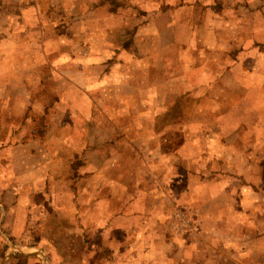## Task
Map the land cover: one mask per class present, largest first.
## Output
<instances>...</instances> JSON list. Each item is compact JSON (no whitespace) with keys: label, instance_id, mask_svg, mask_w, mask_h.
Here are the masks:
<instances>
[{"label":"rangeland","instance_id":"374dc122","mask_svg":"<svg viewBox=\"0 0 264 264\" xmlns=\"http://www.w3.org/2000/svg\"><path fill=\"white\" fill-rule=\"evenodd\" d=\"M2 79L34 96L12 126L58 139L60 162H12L0 264H264V0H0ZM118 213L120 231L98 219Z\"/></svg>","mask_w":264,"mask_h":264},{"label":"crops","instance_id":"0c3cea01","mask_svg":"<svg viewBox=\"0 0 264 264\" xmlns=\"http://www.w3.org/2000/svg\"><path fill=\"white\" fill-rule=\"evenodd\" d=\"M26 83V82H25ZM24 83V84H25ZM26 86V85H25ZM24 97L23 98H17L15 95L12 96L11 94V86L9 87L7 84H5V79L0 80V195H4V193H7V190L11 189L10 186V180H14L16 178H20V175H16L14 172V168L12 170V167L15 165H12V162L14 164L18 163L19 166L17 168H20L22 176L26 178L27 172L32 176L36 178H52V179H57L58 178V168L55 167L56 165L58 166V163L60 162L58 154L54 151V148L57 146L59 143L58 139H50L47 143H45L46 139L43 140V137L41 134L37 136L35 134V138L32 136L28 137V130L29 128L27 126H12V123H15L13 121H10V116L12 115L13 110L15 111V108L19 109L18 115H28V108L30 107L31 104H27L28 100H32L34 96H32V91L28 93H23ZM23 100V101H22ZM23 103H20V102ZM26 104L22 106L23 108L27 110H23L21 105ZM10 115V116H9ZM27 124V122H24V125ZM22 123L20 122V124ZM35 131V130H34ZM37 132V130H36ZM65 143L69 144V142L65 141ZM42 150L44 156L41 155V152L39 150ZM46 154V155H45ZM61 162H69L66 160V158H63ZM44 163V166H43ZM54 165V167H53ZM18 176V177H17ZM21 176V177H22ZM7 179V183L5 184L3 181ZM41 191V190H39ZM54 193L56 194V190H53ZM72 193L73 191L70 190ZM23 193V191H22ZM68 195V194H67ZM51 196V195H50ZM51 199V198H50ZM63 201L67 202L64 203L65 205H70V200H64ZM135 201L132 202V206L135 207L136 204H138V201L134 199ZM55 205V204H54ZM87 204H83V208H76V210H82L83 212L87 211L85 209V206ZM152 208V207H151ZM0 237L5 239L7 243H12L9 233L5 232V227L7 225V205H5L3 202H0ZM134 211H137L135 209ZM138 212V211H137ZM121 213H118L117 215H114L113 219L111 217H103L102 219L98 218L99 221L104 220L107 224L110 222V225L112 227H115L116 230H119L121 226H125V223H123L122 219H124L121 215ZM135 214V213H134ZM97 219V220H98ZM84 222V221H83ZM89 222V221H88ZM114 222V223H112ZM87 223V222H86ZM91 223V222H90ZM98 224V221H95V223H91L88 226L89 229L84 230V240L86 244L87 250L84 251L82 254V260H86L89 262H92L91 260L94 259V248L90 243H93V241L88 238L87 236L95 231L96 225ZM87 225V224H86ZM87 226V227H88ZM120 231V230H119ZM8 234V235H7ZM103 236L100 235L99 239H101L102 242H108L111 236H109V239L107 240L106 238L103 239ZM120 238V237H118ZM116 239H114V242L116 243ZM110 242L112 241L109 240ZM114 245V244H110ZM263 247V245L259 242V246ZM11 246V245H10ZM263 252V253H262ZM105 253L100 252L98 256L95 259H102L99 260L98 262L102 263L105 261L104 264H113L116 263V256L117 252L114 249V253H112L113 256L106 257L104 255ZM122 254V253H121ZM259 254L262 255L261 257L264 258V251L259 250ZM165 255V262L159 261L157 264H177L176 260L170 257L171 254H164ZM190 255H195L193 257L197 258L198 260L202 258V253L198 252H191L188 253L183 252L182 254H179V263L180 264H187V258L190 257ZM20 256H26L22 251H19L17 249L9 251L6 255L5 258L6 260H10L13 257H20ZM215 256L220 257L221 261L216 262V264H248L245 262V260L251 259L254 257V254H251L250 252H232V251H224L222 253H217ZM122 257V256H121ZM110 259L109 260H107ZM163 258V259H164ZM1 262V264H6L4 261ZM25 260L26 258L23 257ZM85 262V261H84ZM97 262V263H98ZM185 262V263H182ZM178 263V264H179ZM86 264V263H84Z\"/></svg>","mask_w":264,"mask_h":264},{"label":"trees","instance_id":"16d2710c","mask_svg":"<svg viewBox=\"0 0 264 264\" xmlns=\"http://www.w3.org/2000/svg\"><path fill=\"white\" fill-rule=\"evenodd\" d=\"M23 257L27 258L28 256H23Z\"/></svg>","mask_w":264,"mask_h":264}]
</instances>
